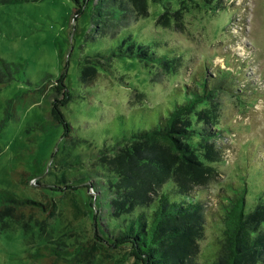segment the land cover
I'll return each instance as SVG.
<instances>
[{
  "label": "rangeland",
  "instance_id": "obj_1",
  "mask_svg": "<svg viewBox=\"0 0 264 264\" xmlns=\"http://www.w3.org/2000/svg\"><path fill=\"white\" fill-rule=\"evenodd\" d=\"M75 6L74 0L0 3V60L12 73L9 82L0 83V188L41 202L53 200L56 209L49 220L56 233L49 231L50 236V227L41 235L29 230L26 238L17 225H5L7 230H0V264H44V259L29 256L44 237L63 249L85 243L96 229L93 212L100 215L99 224L107 226L110 208L104 214L108 205L103 201L109 195L86 185L91 181L107 185L102 175L109 173L106 160L122 148L117 145L156 123L179 98V87L193 86L205 66L209 73L216 68L238 69L237 88L247 87V95L236 99L222 93L216 104L199 113L201 123L228 127L218 138V144L228 147L221 161L201 168L204 194L215 202L232 183L242 185L241 176L247 174L251 194L247 200L259 194L264 198V171L256 177L253 173L264 167V0H146L133 33L152 42V51L162 54L165 49L167 64L114 57L108 67H98L89 86L79 79L81 66L110 43L94 32L88 10L74 16ZM61 74L72 94L61 108L72 126L66 137L63 126L51 124L49 118L55 95L50 83ZM48 79L46 88H40ZM255 161L262 165L254 166ZM63 183L81 187L52 189ZM97 199L102 202L94 211ZM210 231L200 241L203 248ZM126 251L127 247L119 248L108 256ZM131 262L129 258L122 264Z\"/></svg>",
  "mask_w": 264,
  "mask_h": 264
},
{
  "label": "trees",
  "instance_id": "obj_2",
  "mask_svg": "<svg viewBox=\"0 0 264 264\" xmlns=\"http://www.w3.org/2000/svg\"><path fill=\"white\" fill-rule=\"evenodd\" d=\"M14 1L31 0L0 3ZM74 1V16L88 10L94 32L105 39L106 45L110 43L106 51H96L84 60L79 73L84 86L91 85L98 67H108L114 57L138 58L152 66L167 64L169 55L165 49L162 54L158 49L152 51V42L141 41L133 33V24L144 15L146 0ZM165 48L173 53L172 47ZM205 67L195 77L193 86L179 87V98L174 99L166 113L160 114L156 123L132 132L122 139L123 146L117 145L122 148L106 160L109 173L102 175L107 185L97 182V186L96 181L86 185L109 195L103 201L108 205L104 214L110 208L109 218L105 215L107 226L100 225V215L93 212L96 229L92 239L63 249L44 237L36 251L29 253L30 257L44 259V264H122L129 258L131 264H264V198L259 194L247 200L248 194L251 196L247 174L241 176L242 185L232 183L230 191L219 195L215 202L204 194L201 168L210 169L213 162L221 161L228 147L218 144V138L228 127L212 128L208 122L201 123L199 113L209 104H216L222 93L236 99L247 95V87L237 88L241 81L238 69L216 68L209 73ZM11 78L9 65L0 60V83ZM50 82L48 79L40 88ZM50 85L55 92L49 107L50 123L62 125L66 137L72 126L61 108L72 94L64 83V74ZM258 162L254 166L262 165ZM263 171L264 167H260L253 173L256 177L257 172ZM254 174L249 177L251 180ZM56 186L52 189L62 192L81 187L73 183ZM100 201L93 204L94 211ZM89 205L92 207V201ZM55 213L53 200L41 202L0 188V230H7V224L17 225L27 238L29 230L41 235L50 227V236L49 231L56 233V228L49 225ZM209 228L210 240L203 248L200 241ZM124 247L127 251L123 254L108 256L110 251Z\"/></svg>",
  "mask_w": 264,
  "mask_h": 264
}]
</instances>
